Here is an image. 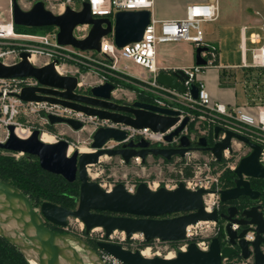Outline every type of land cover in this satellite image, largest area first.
<instances>
[{"label":"water","instance_id":"obj_1","mask_svg":"<svg viewBox=\"0 0 264 264\" xmlns=\"http://www.w3.org/2000/svg\"><path fill=\"white\" fill-rule=\"evenodd\" d=\"M82 12H75L67 8L62 15H55L45 8L44 2L37 1L30 9L24 10L18 0L13 1V23L24 28L57 27L58 43L63 46H73L81 52L95 51L100 53L101 41L104 37H113L114 44L123 48L130 43L143 39L146 28L150 25L151 12L128 11L119 12L114 20L107 18L93 19L87 3ZM91 26L86 39L74 37V30L78 26ZM205 48L196 50L197 66L206 65L202 52ZM31 54L22 52L21 61L13 66L0 61V78L15 79L34 78L40 87L24 89L17 97L24 102L44 103L62 106L83 114L87 119L94 118L100 122H108L112 126H102L93 134L91 153H80L78 149L70 156L71 144L65 139L55 143L41 140V131L34 130L29 138L22 139L16 134V127L8 125V136L0 142V149L12 153L34 156L39 160L41 169L54 175L62 176L67 182H81L79 199L75 210H69L49 201L44 202L37 212L29 198L22 191L0 179V237L20 249L27 259L37 264H103L96 251L84 241L69 234H60L52 230L47 223L59 228L68 227L70 219H78L85 225V234L100 228L108 238L114 232H124L127 238L134 234H141L146 243L153 240L178 243L185 240L188 227L199 223H226L228 245L222 246L219 238H213L207 252L198 249L195 242L189 245L187 252L178 251L177 257L167 259L161 257L146 258L139 250L132 252L121 245L100 242L97 247L112 255L123 264H221L223 259H230L241 251L244 259L251 255L249 246L255 250L254 264H264V255L260 246L264 244V217L258 206L232 205L241 199L253 202L261 199V193L252 188L251 179L264 180V166L259 163L262 149L253 144L248 138L227 132V138L214 146H209L207 139L199 138L192 142L190 137L181 135L189 124L185 118L180 122V111L158 107L151 103L135 101L131 104L118 103L113 93L116 86L105 83L93 87L90 94L77 93V78L61 76L56 71L54 63L37 67L29 58ZM158 83L186 94L187 88L182 83L188 79L182 70L165 73L160 71ZM190 93L198 99L196 86L191 85ZM1 115V112H0ZM49 125H68L73 131H81L85 124L76 119H66L48 116ZM113 126H126L134 129L149 128L154 133H166L168 143L175 137H180V145L175 148H159L147 140L139 142L127 140V132ZM222 129H215L216 138ZM237 138L248 145L252 151L244 157L235 169V184L229 189L214 191L199 188L189 190L181 182L176 189L166 187L152 190L148 184H140L131 193L124 184H118L110 190L103 189L100 184L90 180L89 166L97 165L103 156L122 157L126 164L133 158L140 157L142 163L152 156L171 161L176 156L184 158L194 150L211 152L216 160H222L225 150L231 149V141ZM121 143V148L110 149L105 146L109 142ZM216 194L220 203L229 205L225 211L213 210L209 212L204 205L206 195ZM238 224L243 229L233 231V225ZM249 225L257 226V239L248 243L245 240L249 232ZM81 248L83 252L77 248Z\"/></svg>","mask_w":264,"mask_h":264},{"label":"built area","instance_id":"obj_2","mask_svg":"<svg viewBox=\"0 0 264 264\" xmlns=\"http://www.w3.org/2000/svg\"><path fill=\"white\" fill-rule=\"evenodd\" d=\"M13 1L14 0L11 1V11ZM27 1L28 0H18L21 7H25L24 5ZM37 1L41 0H30V7L28 9H30L33 4ZM42 1L45 4V8L47 10L52 11L55 15L64 14L67 8L72 9L75 12H82L84 10V4L87 3L89 9L91 10V15L93 19L107 18L111 21L114 20L115 15L119 12L143 10H148L151 12V10L154 8V0ZM219 12V0H189L185 18L172 21H156L151 17V23L144 31L143 39L141 41L130 43L129 45L123 48H118L114 44L113 37H104L101 41L100 53L95 51L81 52L73 46L60 45L57 39V34L59 31L57 27H52L53 29H51L49 32L42 34L19 33L15 30L16 25H14L12 18L9 22L0 24V44L2 42L7 44V46L5 47H2L0 45V61L5 65L13 66L14 64H17L22 60L21 53L26 52L31 54V57H36L37 64L41 63V65L37 67H43L44 65L54 63V67H56L57 73H59L61 76H74L77 78V81L79 82L76 91L77 93L82 95H86L80 91V88L83 86L82 79L84 78V76L82 75V68L90 66V62H94L95 64L101 65L98 59L101 57L108 58L111 61L110 65L112 70H118L116 64L119 61H124L128 63L130 62L150 73V84L153 87H156L158 89L160 88L172 94L175 93L177 95H181L185 99V101L187 102L186 107L189 108L188 113H185L184 111L177 108H171L160 100L154 104L158 107L180 111V123L177 126L181 124V121L183 119H189V124L184 129L181 135L190 137L192 142H196L199 138L205 137L208 141L209 146L211 147L217 144L219 141L225 140L227 138V132H233L235 134L244 136L248 138L253 144L259 146L262 149L259 163L263 164L264 166V30L262 32L263 34L259 33L251 36V41L254 45L252 49L246 47L245 35L241 47L243 48L245 57L243 59V65L240 68L246 73H249L250 71L257 72L255 76L245 74V78L243 81L245 91H248V93L250 94V101L245 106H228L219 101L214 102L211 99L210 93L206 89V84L204 79L202 78V75L206 70L220 68V64L218 63L220 49L217 44L208 42L206 40L202 25L204 23L215 22L219 16ZM90 30L91 26L85 24V26L76 27L73 34L75 38L84 40L86 39ZM245 31L246 29L243 30V33ZM16 41H22L24 42V44H15L14 42ZM172 42H189L194 46L195 49H206V51L202 52V57L207 63L206 65H195L193 67H188L187 69L182 70L185 76L188 78L183 80L182 82L187 88L186 94L179 93L175 90L173 91L158 83L157 76L160 72V69L156 65V47L159 43L168 44ZM10 43H12V47L8 46L10 45ZM248 53H251L250 61L247 57ZM8 60H10L11 62L7 63ZM32 64L35 65L34 63ZM68 65H70V67ZM105 83L114 84V82L110 80V78H108L107 74H101V77L95 84V87L101 86ZM191 85L197 87L199 92L198 99H194L192 93H190L189 88ZM29 87H40V84L34 78L30 77L28 79L0 78L1 115L11 114V118L13 119L18 113L17 110L19 109V107L30 105H47V116L53 115L66 119H76L83 123L85 121H88V119H91H87L83 114L78 113L74 110H69L60 105H51L47 102L29 103L22 101L19 97H17V95H19L24 89ZM5 100H9V102L13 100L17 103V105H3L2 101ZM64 112H68L71 116H66ZM104 123H107V126H112L108 122ZM192 123H197L196 129L193 131V133H188L189 126ZM113 127L120 128L121 130L127 132V140L124 143H129L132 140L139 141L144 139L159 148L163 147L170 149L179 147L180 145V137H175V139L171 143H168L165 140V136L169 135L172 131H174L176 127L166 133H154L149 128L138 130L126 126ZM218 127H220L222 130L219 132L218 138H216L215 129ZM154 136H159L160 138H155ZM116 144L117 146L121 145V143ZM116 147L106 148L115 149ZM194 147L195 149L187 153L184 158L176 156L179 158V160L183 162V165L193 166V177L183 182L189 190H197L199 188H202L219 191L223 189L220 187H217L216 189H211L209 186H215L216 182V186H218V181L207 176L205 177V179H200L197 176L198 171H200L202 168L210 170L212 164L216 165V163H220L221 165H223V162L228 163L231 159H233V156H237L234 161H231L233 162V165H228V169L233 172L240 164L239 162L252 151V149L248 145L246 146L243 142L239 141L237 138L234 137L231 141L232 150H225L222 155V160L218 162L211 152H202L200 150H197L196 145H194ZM242 150H244V152H242ZM196 153H206L210 156V162H204V165H198L195 161H192V157H194ZM133 159H136L139 162V158L136 157ZM129 191L131 193L134 192L131 190ZM207 197L210 198V200H212L213 197L217 198V200H212L213 204L210 210L207 208ZM204 205L209 212H212L216 209L220 211L221 203L219 195H206L204 198ZM255 206L260 207L259 212L262 213V217H264V204L258 203ZM206 224L208 225V227H210V225H213L214 229H216L217 226H220V228L214 235L215 237L204 238L198 235L196 230L200 226ZM222 228V231L224 232L223 238L222 236H220ZM225 228L226 223L222 225L221 222L218 224L215 222H206L203 224L202 222L197 225H192L188 227L185 235V240L178 241V243L166 242L156 239L151 241L150 244L146 243L145 238H143L141 234H134V236L127 238L124 232L116 231L108 238H106L105 232L102 229L99 230L100 232H97V230L94 229L89 235H86L85 229L82 226V231L84 232V237H89L93 239L95 238L94 242L96 244L97 254L99 255L103 264H123L122 262H119L117 259H115L112 255L100 250L97 247V244L100 242L107 241L110 243L121 245L124 249L130 250L132 252H135V250H139L142 255L144 251L142 248H144L145 251L148 252L156 248L157 251H154L153 257L161 258H167V255L163 256L160 248L158 247L163 244H168V246H171L173 248L170 254H174V258H176L178 251L187 252L186 250L189 245L192 244V242H195L198 249L203 252L208 251L213 238H219L222 242V246H227L229 238L226 235ZM246 228L249 229V232L246 234L245 240L248 243L255 242L258 236L256 234L257 226L249 225V227ZM232 229L233 231H240L243 228L240 227L238 224H235L233 225ZM139 236L140 238H138ZM171 243H174V246H172ZM146 244H149V246H145ZM260 249L264 255V244L260 246ZM249 250L251 251V255L248 259H244L241 255V251H239L233 258L223 259L221 264H254L255 250L252 245L249 246Z\"/></svg>","mask_w":264,"mask_h":264},{"label":"rangeland","instance_id":"obj_3","mask_svg":"<svg viewBox=\"0 0 264 264\" xmlns=\"http://www.w3.org/2000/svg\"><path fill=\"white\" fill-rule=\"evenodd\" d=\"M252 4L258 7L263 6L260 0H219L220 11L222 14L221 21L218 23H223V16L227 15L229 17V12L232 11L231 15L239 14V9H243L246 4ZM30 4V0L26 2V6ZM181 6V5H180ZM29 6L23 7L24 10H27ZM182 9V6L181 8ZM184 18V17H183ZM205 27V24L203 25ZM214 28L219 29V24H213ZM55 28V27H53ZM52 28V29H53ZM49 32V31H47ZM224 40V36H222V41ZM19 44H24L22 41L14 42ZM8 45L9 47H12ZM2 47L7 46L4 42L0 44ZM249 45V44H248ZM16 47V46H15ZM237 53L236 48L233 47L232 41L227 44H224L223 47L220 48V63L231 65L237 62ZM248 60H251V53H249ZM98 61L101 65L95 64L94 62H90V66H86L82 68V75L84 78L83 86L80 88V91L83 94H90V91L95 84L98 82L101 74H107L108 78H113L117 80L116 83V91L113 93L115 101L118 103H128L131 104L135 101H139L142 103H151L155 104L157 101H162L167 106L171 108H177L185 113H188L189 108L186 107L187 102L181 95L172 94L162 89H158L153 87L150 84V73L141 69L140 73H136L124 62H118L117 68L120 70H112L110 63L103 57L99 58ZM11 61L8 60L7 63ZM41 63L35 64V66H40ZM70 67V65H68ZM3 105H12L16 106L17 103L15 101L5 100L2 101ZM18 113L12 119L11 114H3L0 117V142H4L8 136V125H13L16 129H20L27 133H32L34 130H40L41 136L43 134H48L50 137L54 138V140L59 141L61 139H65L70 142L71 146L74 150L81 148L92 149L91 144L93 142L92 134L98 130V128H102V126H107V123L100 122L97 119L91 118L88 121H85V128L81 131H73L68 125L59 124L51 126L48 123V109L47 105H30V106H22L17 110ZM66 116H71L68 112H64ZM7 123V124H6ZM197 123H192L189 126L188 133L192 132L196 129ZM50 127L53 128V132H50ZM40 136V138H41ZM117 144L115 142H110L106 147H116ZM244 152V150H242ZM179 157V156H178ZM178 157H175L173 163H166L165 160L153 158L152 156L147 158L146 163H142L140 157L139 162L136 159H132L129 164H126L122 157H109L103 158V160L97 165L89 166L88 175L90 180L97 182L101 185L103 189L110 190L118 184H124L128 190L135 191L136 188L142 184H148L152 190H157L162 187H166L169 189L176 188L181 182H185L184 177L178 176V167L182 162ZM237 156H233V159L230 162H223V165L216 166L212 164L209 169L202 168L198 171V177L200 179H205V177H211L214 180L218 181V186H209L211 189H216L217 187L223 188V178L222 174L229 170L228 165H233L231 161H234ZM5 159L14 160L18 166H26L25 161L23 159L24 155L21 153H12L5 150H0V178L2 175V163H4ZM192 161H195L198 165H204V162H210V156L206 153H196L194 157H192ZM61 187H66V193L75 194L76 187H68L64 186L61 183ZM79 185V184H77ZM80 185L78 186V190L80 192ZM192 188V187H191ZM224 189V188H223ZM26 197L30 198L32 204L37 212H39L40 206L47 202V194L41 193V191L37 192L34 188L26 187L25 190ZM208 200L210 198L207 197ZM212 200H217V198L213 197ZM77 207V205H76ZM76 209V208H75ZM74 209V210H75ZM68 227L61 228L62 230L59 233L69 234L74 236L75 238H79L84 240L87 244L93 242V238L84 237L82 226L85 229V225L78 219H70L67 225ZM220 226H217L214 229L213 225H202L196 231L201 237H215L214 235L218 231ZM100 229L97 230V232ZM98 234V233H97ZM95 235V234H94ZM95 237V236H94ZM140 238V236L138 237ZM167 247V248H166ZM149 248V247H147ZM162 255H169L173 248L168 246V244H163L159 246ZM81 250V248L78 247ZM144 251L145 249L142 248ZM154 251H157L156 248L150 250L151 255H154Z\"/></svg>","mask_w":264,"mask_h":264},{"label":"crops","instance_id":"obj_4","mask_svg":"<svg viewBox=\"0 0 264 264\" xmlns=\"http://www.w3.org/2000/svg\"><path fill=\"white\" fill-rule=\"evenodd\" d=\"M11 1L12 0H0V24L9 22L13 18ZM260 1L263 4L262 7H260V5L256 7L255 5L247 3L243 9H239V14L232 16V11H230L229 17L224 15L223 23H218L222 18L220 11L215 22L204 23L205 27L203 26L204 24L202 25L204 35L208 42L217 44L220 49L224 44L232 41V45L236 48L237 53L236 58L238 63L231 65L222 64L220 63L219 55L218 63L220 64V68L206 70L202 75L206 84V89L214 102L219 101L228 106H245L250 101V94L248 91H245L243 81L245 74L255 76L257 72L250 71L246 73L240 68L243 65V59L245 57L243 48L241 47L244 35L246 37V47L252 49L254 45L252 44L251 36L259 33L263 34L264 0ZM188 2L189 0H154V8L151 10V17L156 21L183 19V17L185 18L186 16ZM180 5L182 9H180ZM24 6L30 7V4L27 6L25 4ZM215 23L219 24V29L214 28L213 24ZM244 29H246L244 32L245 34L243 33ZM222 36H224L223 41ZM156 50V65L159 67L160 71L165 73L173 72V70H184L196 65L197 49L189 42L159 43ZM248 56L249 53L247 57ZM124 63L128 68H131L136 73H140V67L130 62Z\"/></svg>","mask_w":264,"mask_h":264},{"label":"trees","instance_id":"obj_5","mask_svg":"<svg viewBox=\"0 0 264 264\" xmlns=\"http://www.w3.org/2000/svg\"><path fill=\"white\" fill-rule=\"evenodd\" d=\"M52 27H44L42 29L39 28H24L20 26H15V30L19 33L23 34H42L50 31ZM110 64L111 61L108 58H105ZM116 85L117 80L110 78ZM50 132H53V128L50 127ZM23 159L25 161L26 166H18L14 160L5 159L4 163H2V175L1 180L11 184L15 188H18L23 194L26 196V192L24 191L26 187L34 188L35 191L43 194H47V199L49 202L62 206L69 210H74L76 208L78 199H79V190L78 186L81 182L76 180L75 183L67 182L62 176L54 175L48 171H44L41 169L39 160L34 156L24 155ZM160 159V158H157ZM165 160V159H164ZM175 158L171 161L165 160L166 163H173ZM216 165H221L220 163H216ZM178 176L184 177V179H190L194 175L193 166H185L183 162L179 164L178 167ZM235 172L227 170L222 174L223 178V188L229 189L234 187L235 182ZM63 183L64 186L68 187H76L75 194L66 193V187H61L60 185ZM252 188L256 191H261L264 194V180L251 179ZM79 184V185H77ZM30 199V198H29ZM264 199V198H263ZM31 200V199H30ZM32 201V200H31ZM249 201V200H248ZM244 206L246 203L243 202ZM222 238L224 236V232H221ZM94 245L95 242L93 243ZM150 244V242H149ZM146 244L145 246H149ZM174 246V243H171ZM0 264H31L27 257L23 254V252L15 247L12 243L8 242L6 239L0 237Z\"/></svg>","mask_w":264,"mask_h":264},{"label":"bare ground","instance_id":"obj_6","mask_svg":"<svg viewBox=\"0 0 264 264\" xmlns=\"http://www.w3.org/2000/svg\"><path fill=\"white\" fill-rule=\"evenodd\" d=\"M30 62L31 63H34V64H37V59H36V57H30ZM16 134L20 137V138H22V139H27V138H29V136H30V133H27V132H24V131H22V130H20V129H16ZM155 138H160L159 136H154ZM41 140H43V142H46V143H55L56 142V140H54V138L52 137H50V135H48V134H43L42 136H41ZM80 153H91V152H94L92 149H87V148H81L80 150ZM74 148L71 146V148H70V150H69V154H70V156H72L74 153ZM107 156H103L101 159H100V162L103 160V158H106ZM212 204H213V201L212 200H208L207 201V208L210 210L211 209V206H212ZM204 224V223H203ZM98 229H100V228H97L96 230H98ZM79 250V249H78ZM143 255L146 257V258H149V257H153L152 255H151V253L150 252H148V251H143ZM167 258L168 259H173L174 258V254H169V255H167ZM31 264H37L35 261L33 262V261H31L30 262Z\"/></svg>","mask_w":264,"mask_h":264},{"label":"flooded vegetation","instance_id":"obj_7","mask_svg":"<svg viewBox=\"0 0 264 264\" xmlns=\"http://www.w3.org/2000/svg\"><path fill=\"white\" fill-rule=\"evenodd\" d=\"M140 141V140H139ZM139 141H135V142H139ZM122 147V145H118L117 147H116V149L117 148H121ZM153 147H156V146H154L153 145ZM153 158H156V157H153ZM161 159V158H160ZM163 159V158H162ZM164 160V159H163ZM258 192H260L261 193V199L259 200V201H256V202H253V201H251V200H244V199H241V200H239V201H235L234 203H232V205L234 206V205H236V206H238V205H241L243 202H245L246 203V206H251V205H256V204H258V203H262V204H264V194H263V192H261V191H258ZM228 206L229 205H225V204H221L220 205V207H221V211L223 212V211H225L227 208H228ZM221 222V224L222 225H224L225 224V222H223V221H220ZM46 226H49L52 230H54L55 232H57V233H59V231H61L62 229L61 228H59L58 226H54V225H51V224H49V223H47L46 224ZM222 230H223V228L221 229V232H222ZM61 234V233H60ZM89 246H90V248L92 247L95 251H96V253H97V250H96V245H94L93 244V242H91V243H89L88 244Z\"/></svg>","mask_w":264,"mask_h":264}]
</instances>
